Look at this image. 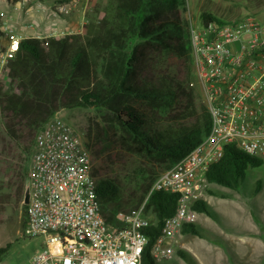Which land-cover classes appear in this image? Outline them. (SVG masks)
Listing matches in <instances>:
<instances>
[{
  "label": "trees",
  "instance_id": "16d2710c",
  "mask_svg": "<svg viewBox=\"0 0 264 264\" xmlns=\"http://www.w3.org/2000/svg\"><path fill=\"white\" fill-rule=\"evenodd\" d=\"M184 7L185 0H104L99 10L101 17L89 22L83 34L21 39L9 64V86L0 85L4 131L15 144L20 143L24 132L34 136L60 109H96L109 124L85 134L90 154L102 155L119 147L147 161L149 169L129 189L116 178L99 174L92 162L100 211L108 224L119 225L115 222L118 211L137 209L159 174L176 164L209 132V113L205 106L196 107L193 88L169 72L147 74L155 57L191 62L188 28L182 17ZM200 20L202 24L221 21L206 11L201 12ZM2 36L0 31V39ZM155 113L179 123L160 124ZM189 120L193 121L186 123ZM97 145L100 148L93 154ZM29 156L30 149L18 174L22 190ZM261 164L262 158L226 146L222 158L209 167L206 179L235 190L246 168ZM176 202L173 193L153 191L149 195L145 213L152 216L144 230L149 244L141 264L166 263L167 260L155 261L150 248L160 235L164 219L174 214ZM194 209L207 212L203 201ZM22 215L26 226L25 205ZM182 230L194 232L193 225ZM8 248L9 245L0 248V260ZM175 255L190 262L180 249Z\"/></svg>",
  "mask_w": 264,
  "mask_h": 264
},
{
  "label": "built area",
  "instance_id": "2783aa9c",
  "mask_svg": "<svg viewBox=\"0 0 264 264\" xmlns=\"http://www.w3.org/2000/svg\"><path fill=\"white\" fill-rule=\"evenodd\" d=\"M76 4L59 2L56 11L67 15ZM188 34L195 79L210 116L207 135L159 174L137 209L118 211L119 225H113L100 211L84 134L53 115L36 131L30 147L25 233L42 237L43 247L27 264H141L149 244L145 203L153 191L177 196L174 214L164 219L150 248L155 261L172 259L175 238L197 220L194 205L208 189L206 172L225 147L264 157V28L246 15L199 25L189 20ZM20 41L11 36L0 52V85L6 84Z\"/></svg>",
  "mask_w": 264,
  "mask_h": 264
},
{
  "label": "rangeland",
  "instance_id": "374dc122",
  "mask_svg": "<svg viewBox=\"0 0 264 264\" xmlns=\"http://www.w3.org/2000/svg\"><path fill=\"white\" fill-rule=\"evenodd\" d=\"M58 1L0 0V31L4 34L0 39V52L4 50L11 36L20 39L62 38L65 35L77 34L76 30L62 32L63 28L58 27L57 20L63 18L56 11ZM103 1L87 0L82 34L89 22L97 21L101 17L102 13L99 10ZM203 11L209 12L221 21H232L246 15H252L257 18L264 28V0H185L182 17L187 24V28L189 20L197 25L202 24L200 14ZM42 18L47 20V26L52 28L51 31L36 30L37 23ZM22 27L25 29L32 28V31L29 34L17 35L16 29L22 30ZM158 72H169L178 81L193 88L196 107H206L203 93L195 79L192 60L189 64H185L173 57H155L147 74ZM5 83L1 85L3 88L9 86V79L5 80ZM54 115H58L82 132L84 138L87 132L94 133L98 128L104 129L109 124H105L102 112L96 109L65 108L60 109ZM153 116L160 124L171 123L175 126L179 123L165 114H159L158 117L155 113ZM192 121L189 120L186 123ZM32 139H34L33 133L26 132L22 134L19 144H15L8 139L4 131V120L0 114V248L9 245L7 252L0 260V264H27L29 259L43 247L42 237H29L26 235L22 220L21 201L24 188L23 190L19 188L18 174L20 168L25 166ZM99 148V145H97L93 154H97L96 151ZM91 158L99 174L116 178L120 185L126 189L133 188L143 173L150 167L142 157L121 150L119 147L102 155H91ZM261 158L263 164L259 167L246 168L243 181L238 190L246 196L253 194L258 188L261 199L264 200V157ZM210 184L215 188L225 189L216 183H209L208 189H210ZM204 199L208 203V208L211 211H216L219 217L218 219H212L204 213L197 212L196 228L205 236L207 241L215 243L218 241L216 234L220 231L219 228H222V207L216 197L206 195ZM151 216L149 217L151 218ZM214 227L216 229L213 231ZM174 258L178 259L177 255H174Z\"/></svg>",
  "mask_w": 264,
  "mask_h": 264
},
{
  "label": "crops",
  "instance_id": "0c3cea01",
  "mask_svg": "<svg viewBox=\"0 0 264 264\" xmlns=\"http://www.w3.org/2000/svg\"><path fill=\"white\" fill-rule=\"evenodd\" d=\"M61 1L59 0L57 4ZM76 1V6L72 7L69 14L62 15L63 18L57 20L58 27L63 28L62 32L76 30L81 33L83 30L87 1ZM46 21L40 19L36 30L51 31L52 28L47 26ZM31 29L22 27V30L16 29V34L20 36L24 33L29 34ZM224 188H215L210 184V189L206 192V195L216 197L222 207V228H219L220 231L216 234L218 241L215 243L207 241L197 230L195 223L194 232L182 230L173 242L175 252L180 249L188 256L190 262L177 256L178 259L173 257L165 264H264V200L261 199L260 191L256 189L253 194L245 196L238 188L235 190ZM203 202L207 212L200 213L218 219V213L208 208L205 199ZM215 229L216 227L213 231Z\"/></svg>",
  "mask_w": 264,
  "mask_h": 264
},
{
  "label": "water",
  "instance_id": "95a60500",
  "mask_svg": "<svg viewBox=\"0 0 264 264\" xmlns=\"http://www.w3.org/2000/svg\"><path fill=\"white\" fill-rule=\"evenodd\" d=\"M29 201V186H28V181L26 180L25 186H24V192H23V197L21 201V207L23 205H26Z\"/></svg>",
  "mask_w": 264,
  "mask_h": 264
}]
</instances>
